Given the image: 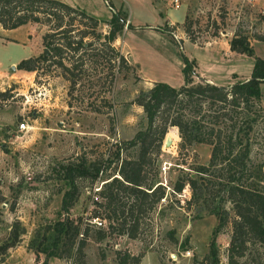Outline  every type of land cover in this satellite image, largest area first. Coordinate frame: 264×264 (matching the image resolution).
<instances>
[{
  "label": "rangeland",
  "instance_id": "374dc122",
  "mask_svg": "<svg viewBox=\"0 0 264 264\" xmlns=\"http://www.w3.org/2000/svg\"><path fill=\"white\" fill-rule=\"evenodd\" d=\"M240 1L179 0L174 7L169 0H96L100 19L118 9L124 17L114 44L134 67L133 72L117 73L107 90L97 83L72 91L56 68L27 71L12 67L19 59L42 51L44 27L34 22L10 29L0 26V90L9 88L0 95V264H42L44 254L35 256L29 240L34 231L40 235L49 224L65 218L80 230L88 228L83 248L87 264H117L116 252L122 250L141 253L139 264H229L226 246L235 217L231 203L219 198L222 191L216 192V183L210 184L194 170L197 164L207 163L209 144L182 142L176 127H167L156 160L147 169L148 180L160 183L164 195L142 217L137 237L107 227L105 209L95 203L102 198L94 186L99 188L117 175L116 143L145 125L141 106L130 100L153 80L178 85L182 55L193 59V82L209 80L218 85L247 78L254 55L264 59V39L254 37L264 34L260 11L264 0H253L251 5ZM167 8L171 10L165 15ZM100 28L106 30L107 24L101 22ZM235 31L248 36L251 53L229 48L227 40ZM260 91L264 110V81ZM21 120L25 128L19 127ZM254 132L250 157L264 161V119L257 121ZM167 134L171 142L164 146ZM133 151L128 147L119 155ZM69 161L76 168L94 163L99 171L90 168L83 175L75 174L77 193L64 212L60 199L67 183L62 166ZM211 172L222 170L216 167ZM192 175L203 191L197 199L190 198L187 183L179 192L172 189L175 182ZM220 176H212V182ZM259 184L264 191V179ZM219 215L224 220L218 224ZM94 216L103 219L101 238L95 235L97 225L90 222ZM15 218L24 232L6 246ZM259 256L264 264V249ZM237 260L241 264V258ZM46 264H68V260L49 256ZM243 264L257 263L247 258Z\"/></svg>",
  "mask_w": 264,
  "mask_h": 264
},
{
  "label": "trees",
  "instance_id": "16d2710c",
  "mask_svg": "<svg viewBox=\"0 0 264 264\" xmlns=\"http://www.w3.org/2000/svg\"><path fill=\"white\" fill-rule=\"evenodd\" d=\"M124 21L119 9L107 19H100L62 0H0L2 28L10 29L26 22L44 27L40 38L42 48H47V52L21 58L15 67L27 71L38 68L51 71L56 68L72 91L97 83L107 90L117 73L134 71L133 65L114 44ZM101 22L107 24L106 30L100 28ZM188 27L185 26V31ZM254 37L263 40L264 34H255ZM188 38L195 41L194 36L188 35ZM227 43L231 50L251 53L248 36L242 32H233ZM181 60V84L173 86L153 80L148 88L140 89L130 100L141 106L145 125L130 138L116 143L117 175L101 183L97 193L102 200L95 203L105 209L107 227L116 229L118 234L137 237L142 217L151 212L164 195L160 183L148 180L147 169L156 160L167 127L175 126L182 142L210 145L207 163L197 164L194 170L205 176L210 184L216 183V192L222 191L219 198L231 203L235 217L226 246L228 263L236 264L241 258L243 264L248 258L261 264L259 253L264 249V191L259 183L264 179V161H253L250 151L256 141L254 126L264 119L260 104L264 59L254 55L247 78L223 85L207 80L193 82V59L182 55ZM99 70L101 73L96 74L95 71ZM8 90H0V95L4 96ZM128 147L134 148L133 154L120 156L119 151ZM216 167L222 173L213 174L211 169ZM90 168L95 173L99 171V166L94 163L76 168L74 162L69 161L62 166V177L67 183L60 199V208L64 212L77 193L75 174L83 175ZM219 175L220 180L212 182V176ZM184 183L188 185L191 199L201 196L203 191L193 175L185 177V181L175 182L172 189L179 192ZM218 219V224L223 222L224 215H219ZM95 227L96 237H103L105 230ZM87 229L80 230L71 219H57L40 235L38 230L34 231L28 246H33L35 256L38 252L44 254L42 264H46L49 256L66 258L68 264H87L83 250ZM23 232L20 221L13 219L6 246L16 242ZM140 257L141 253L127 250L116 252L117 264H139Z\"/></svg>",
  "mask_w": 264,
  "mask_h": 264
},
{
  "label": "crops",
  "instance_id": "0c3cea01",
  "mask_svg": "<svg viewBox=\"0 0 264 264\" xmlns=\"http://www.w3.org/2000/svg\"><path fill=\"white\" fill-rule=\"evenodd\" d=\"M62 1H65L71 5H74V6H78L79 8H81V9H83V10H85V11H87V12H89V13H91V14L99 17V18L101 16V13L99 12V7H98L99 4L96 2V0H62ZM111 1L113 3H115L118 0H115V1L111 0ZM102 10L103 9H101L100 11H102ZM169 10H171V9L167 8L164 10V13H166L165 15H167L169 13ZM109 16H110V14L109 15L106 14L105 17L107 18ZM182 81L183 80H182V76H181V82L179 84H181ZM207 81H209V80H207ZM210 82H212V81H210ZM212 83L216 84L215 82H212ZM229 83H231V82H229ZM178 85H176V86H178Z\"/></svg>",
  "mask_w": 264,
  "mask_h": 264
},
{
  "label": "built area",
  "instance_id": "2783aa9c",
  "mask_svg": "<svg viewBox=\"0 0 264 264\" xmlns=\"http://www.w3.org/2000/svg\"><path fill=\"white\" fill-rule=\"evenodd\" d=\"M169 1L173 4L174 7L179 6V0H169ZM240 2L251 5L253 3V0H241ZM260 11L262 15H264V7H261ZM18 125L20 128H25V122L23 120L19 121ZM94 190H98V187L94 186ZM90 222L99 226L102 225L103 219H99L98 217L94 216L91 218Z\"/></svg>",
  "mask_w": 264,
  "mask_h": 264
},
{
  "label": "water",
  "instance_id": "95a60500",
  "mask_svg": "<svg viewBox=\"0 0 264 264\" xmlns=\"http://www.w3.org/2000/svg\"><path fill=\"white\" fill-rule=\"evenodd\" d=\"M42 51L47 52V48H43ZM11 66L15 68L14 64H12ZM170 142H171V136L169 134L165 135L164 146H168L170 144Z\"/></svg>",
  "mask_w": 264,
  "mask_h": 264
}]
</instances>
